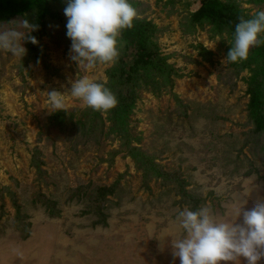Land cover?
I'll use <instances>...</instances> for the list:
<instances>
[{"label": "rangeland", "instance_id": "rangeland-1", "mask_svg": "<svg viewBox=\"0 0 264 264\" xmlns=\"http://www.w3.org/2000/svg\"><path fill=\"white\" fill-rule=\"evenodd\" d=\"M221 1L247 19L264 10V0ZM129 2L152 25L157 52L131 80L114 73L121 61L128 69L134 52L122 38L114 65L89 71L69 59L65 0H50L59 17L35 51L24 43L22 60L0 51V264H180L171 238L161 240L177 210L207 206L227 218L238 199L247 200L244 210L264 201V135L254 133L248 93L259 86L264 106V44L229 63L233 33L194 22L200 0ZM25 17L34 24L24 12L0 22V31ZM78 77L123 96L127 115L84 107L69 93ZM51 90L64 93L63 111L52 113ZM91 123L96 132L87 133ZM98 187H114L105 227L94 226L99 216L90 208ZM39 196L55 202L58 217Z\"/></svg>", "mask_w": 264, "mask_h": 264}, {"label": "clouds", "instance_id": "clouds-1", "mask_svg": "<svg viewBox=\"0 0 264 264\" xmlns=\"http://www.w3.org/2000/svg\"><path fill=\"white\" fill-rule=\"evenodd\" d=\"M66 36L71 41L69 59L79 68L93 70L98 65H114L120 55V38L133 27L137 10L129 0H65ZM0 31V51L21 60L26 55L24 43L36 45L32 32L38 25L22 18ZM22 29V30H20ZM264 10L252 18H239L232 43L226 55L229 63L248 58L251 48L264 44ZM47 102L52 113L65 109L64 93L51 90ZM71 96L95 112L108 113L118 101L105 83L78 77L71 84ZM250 190L248 191V194ZM247 200H236L227 218L217 217L207 206L193 211L185 206L177 210L170 237L173 260L180 264H258L264 259V201L244 210ZM242 218V219H241Z\"/></svg>", "mask_w": 264, "mask_h": 264}, {"label": "trees", "instance_id": "trees-1", "mask_svg": "<svg viewBox=\"0 0 264 264\" xmlns=\"http://www.w3.org/2000/svg\"><path fill=\"white\" fill-rule=\"evenodd\" d=\"M24 12H33L34 14V24L38 25V30L32 32L31 35L36 38L37 42L45 35L49 20L59 17V15L54 12L50 0H0V22H7ZM240 17L247 19L244 11L239 9V7L230 2L221 0H200L199 7L192 14V20L194 22L199 23L207 21L216 29L229 30L233 34ZM152 28L150 23L136 18L133 21V27L122 32V40L131 45L134 52L128 69L125 68L127 63L124 61H121L120 66L115 68L117 71L114 73H117V81L121 82L123 77H126V80H131V77L136 75L141 68L151 66L152 63L157 60L156 50L149 46V36ZM37 44L33 45L29 43L28 47L30 51H35ZM258 48L261 49V46H258ZM255 49L257 50V48ZM259 90H261V88L256 86V84L249 85V105L251 107L254 133L264 135V106L258 97ZM117 98L119 99L116 110L119 113H124L123 115L126 116V113L130 110V105L123 96ZM88 131L91 133H94V131L96 132V124L91 123L90 126L88 124L86 132L88 133ZM130 150L133 151L134 149L130 148ZM74 194L77 196V200H81L78 193H72L71 195L73 196ZM113 194L114 187H98L94 189L93 193L90 195V208H94L99 216L94 226L105 227L107 225L106 216L102 212V209L105 207L104 204L107 202V198ZM39 200L50 217L59 216L60 211L55 208V202L49 200L45 196H39ZM16 208V210H19L18 206ZM22 230V238H28L30 233L28 228Z\"/></svg>", "mask_w": 264, "mask_h": 264}]
</instances>
